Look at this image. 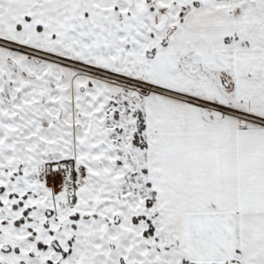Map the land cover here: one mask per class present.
Returning <instances> with one entry per match:
<instances>
[{
    "label": "snow or ice",
    "instance_id": "1",
    "mask_svg": "<svg viewBox=\"0 0 264 264\" xmlns=\"http://www.w3.org/2000/svg\"><path fill=\"white\" fill-rule=\"evenodd\" d=\"M0 264H264V0H0Z\"/></svg>",
    "mask_w": 264,
    "mask_h": 264
}]
</instances>
